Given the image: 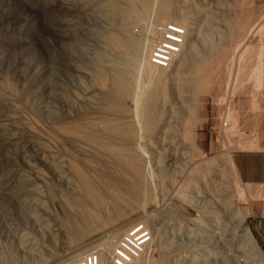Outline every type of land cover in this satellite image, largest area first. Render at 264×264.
<instances>
[{"label":"rangeland","instance_id":"1","mask_svg":"<svg viewBox=\"0 0 264 264\" xmlns=\"http://www.w3.org/2000/svg\"><path fill=\"white\" fill-rule=\"evenodd\" d=\"M241 1L0 0V264H60L138 221L152 234L138 264H257L232 210L255 240L264 187L239 174L264 153V27L230 58L247 33L238 16L264 17V0ZM168 22L188 31L183 53L166 70L140 65L129 41ZM215 57L233 69L227 95L225 68L196 92L193 67ZM122 70L130 88L114 97ZM228 158L251 194L233 196Z\"/></svg>","mask_w":264,"mask_h":264},{"label":"bare ground","instance_id":"2","mask_svg":"<svg viewBox=\"0 0 264 264\" xmlns=\"http://www.w3.org/2000/svg\"><path fill=\"white\" fill-rule=\"evenodd\" d=\"M238 1V0H237ZM240 1V0H239ZM243 1V0H242ZM242 1H241V3H242ZM240 3V6L242 5ZM238 6H239V4H238ZM245 6V5H244ZM166 8H167V5H166V3L165 2H163L162 4H161V13H163L162 15L163 16H165L164 15V13H165V10H166ZM247 10V9H246ZM242 12L243 11H241V13L240 14H242ZM244 12H245V10H244ZM248 12V11H247ZM160 14V13H159ZM158 14V15H159ZM162 15H159V16H161V18L163 17ZM239 15V14H238ZM237 15V16H238ZM241 16H243V15H241ZM239 18H241L240 20H236V23H237V25L239 26V27H246L245 29H247L246 31H247V33H245V32H243V31H241V33H245L244 34V37H243V39H241L242 40V42L240 43V40H238V43H239V45H237L235 48H237V49H235L234 50V54H233V58L231 59L230 58V61L231 60H233L234 59V57H235V59H236V57H237V60L239 59V57L241 56V48H242V46L243 47H245V44L248 42V40H249V37H253V36H255L257 33H258V31L260 30V28H263L264 27V25H262V24H264V20L262 21V19L264 18V17H261V18H258V19H253V18H249V17H247L246 19H244V17L245 16H243V17H240V15L238 16ZM159 19V20H162V19ZM233 18V17H232ZM235 19V18H234ZM163 21V20H162ZM159 22V21H158ZM166 22V21H165ZM227 22V21H226ZM235 25H236V23H235V21L233 22ZM232 23V24H233ZM221 24V23H220ZM231 24V23H230ZM234 25V27H236ZM185 26V25H184ZM237 26V27H238ZM150 27V26H149ZM236 27V28H237ZM185 28V27H184ZM229 28V27H228ZM149 29V28H148ZM151 29H152V27H151ZM154 29V28H153ZM225 29V28H224ZM150 30V29H149ZM149 30H147V31H149ZM261 30H263V29H261ZM260 30V31H261ZM234 31V30H233ZM260 31H259V33H260ZM152 32H154L153 30L152 31H150V33H151V35H150V33L148 34V32H146L147 33V35L149 36H154L155 34L154 33H152ZM215 32V31H214ZM223 32V31H222ZM238 33H240V32H238ZM262 33V32H261ZM264 34V33H263ZM241 36H243L242 34H240ZM259 35V34H258ZM149 36V37H150ZM202 36V35H201ZM223 36V35H222ZM152 37H151V41H149V40H147V42L145 43H143L142 44V46H141V44L139 45V43L140 42H135V40H130L129 41V44L131 45V47H130V50H131V52L133 53V59L135 58V60L136 61H138L137 60V58H140V60H139V62H140V65H142L143 63H145V61H146V63L149 65V66H151L150 65V63H149V60H148V58H149V46L152 44ZM186 37V41H187V35L185 36ZM224 37V36H223ZM111 38V37H110ZM113 38V37H112ZM237 38H238V35H237ZM236 38V39H237ZM239 38H241V37H239ZM254 38V37H253ZM145 39V38H144ZM204 39V38H203ZM202 39V41H205V40H203ZM112 40V39H111ZM119 40V39H118ZM118 40H116L115 39V42L116 43H118V44H120L121 45V43H120V41H118ZM207 40V39H206ZM225 40V39H224ZM137 41H139V40H137ZM141 41V40H140ZM144 41V40H143ZM185 41V46H187L186 45V42ZM112 42V41H111ZM204 43V42H203ZM207 43H208V41H207ZM207 43H204V44H207ZM238 43H236V44H238ZM257 43V42H256ZM112 44V43H111ZM218 44V43H217ZM248 44H250V43H247V45ZM117 45V44H116ZM119 46V45H118ZM211 46H214V45H212V43H211ZM261 46V45H260ZM116 47V46H115ZM211 48V47H210ZM239 48V49H238ZM118 49V48H117ZM214 49V48H213ZM226 49V48H225ZM227 49H230V48H227ZM226 49V50H227ZM242 49H244V48H242ZM246 49V48H245ZM244 49V50H245ZM262 49V48H261ZM210 51H212L211 49H209ZM219 50V54L220 55H222V53L225 51V50H222V48L221 49H218ZM221 50V51H220ZM231 50V49H230ZM187 50H185V52H186ZM195 51V50H194ZM231 51H233V50H231ZM243 51V50H242ZM188 52V51H187ZM222 52V53H221ZM227 52H230V51H228L227 50ZM209 53V52H208ZM231 53V52H230ZM201 54V53H200ZM216 54V53H215ZM224 54V53H223ZM226 54V53H225ZM243 54V53H242ZM198 55V54H197ZM212 55H213V53H212ZM219 55V56H220ZM258 55H260V53H258ZM210 56V55H209ZM208 56V57H209ZM254 56H256V55H254ZM212 57V56H211ZM225 57V56H224ZM223 57V58H224ZM132 58H131V60H132ZM195 58V57H194ZM202 58H204V57H202ZM202 58L200 59L199 58V60H202ZM217 58V59H216ZM244 58V57H243ZM146 59V60H145ZM215 59L216 60H210V62H208L207 61V59H206V61H199V62H197V63H199V64H196L195 65V67H193L194 68V74H195V78H196V85H195V88H196V92H199V91H205V90H208L209 89V87H210V85H211V82H212V80H211V75H214L215 73H218L219 75H220V70H222V71H224L223 69L225 68V69H228V68H226V62L227 61H225L226 59L224 58V61H223V59H222V57L220 58H218V57H215ZM131 60H130V64H132L133 65V63H135V60L133 61V63L131 62ZM205 60V59H204ZM246 60V59H245ZM215 61V62H214ZM234 61V60H233ZM211 62H214V63H211ZM223 62H225V64L223 63ZM234 62H236V61H234ZM230 63V62H229ZM241 63H242V61H241ZM192 64V63H191ZM230 64H232V67H233V63H230ZM257 64H258V62H257ZM194 65V64H193ZM192 65V66H193ZM236 65V64H235ZM234 65V66H235ZM247 65V64H246ZM127 66V65H126ZM125 66V67H126ZM230 66V65H229ZM240 66H241V64H240ZM255 66V65H254ZM259 66H260V63H259ZM259 66H257L256 65V67H255V69H254V71H253V79L254 78H256L258 81L260 80H262L261 78L260 79H258L259 77H262V75H260V68L262 67H259ZM124 67V68H125ZM222 67V68H221ZM247 67H248V65H247ZM123 68V69H124ZM155 68V67H154ZM190 69V68H189ZM231 69V68H230ZM228 69L229 70V74H226V75H228V79H226L227 81L225 82V84H223V80L222 81H220V82H218V85H219V87H222L223 85H224V88H225V92H224V94H228V90L231 88V85H230V79H229V77L231 78V72H232V70L233 69ZM262 69H263V67H262ZM127 70V69H126ZM193 70V69H192ZM238 70H240V69H238ZM247 70V69H246ZM242 71V70H241ZM244 71V70H243ZM243 71H242V73H243ZM249 71V70H248ZM251 71V70H250ZM238 72V71H237ZM126 73V71H124V70H122V71H120V73H118L117 75H115V80H116V82L115 81H113V82H115V85H114V87H115V90H114V93H116V95H114V97H116V96H118V97H121V96H119L118 94H121V95H123L124 93H126L127 92V90L130 88V85H129V83H127L126 82V80H125V74ZM226 73H228V72H226ZM193 74V73H192ZM218 74H216V76H219ZM225 74V73H224ZM235 74H237V73H235ZM244 74V73H243ZM248 74H250V73H248ZM262 74V73H261ZM233 75V74H232ZM221 76H223V74L221 75ZM220 76V77H221ZM235 77H236V75H234ZM264 76V75H263ZM214 77V76H213ZM234 77V78H235ZM227 78V77H226ZM239 78H240V76H239ZM262 78H264V77H262ZM111 79H113L112 78V76H111ZM233 80V79H232ZM236 80H237V78H236ZM249 80V79H248ZM255 80V79H254ZM190 81V80H189ZM234 81H235V79H234ZM257 81V82H258ZM188 82V81H187ZM215 82V81H214ZM237 82V81H236ZM247 83H248V81H246ZM231 83H232V81H231ZM254 83H256V82H254ZM259 83V82H258ZM257 83V84H258ZM261 83V82H260ZM234 84V83H233ZM188 85V84H187ZM221 85V86H220ZM229 85H230V88H229ZM239 84H237V86H238ZM113 86V85H112ZM233 86V85H232ZM234 87H236V84H235V86ZM256 88H258L257 86H255ZM217 88V87H216ZM112 90H113V88H112ZM232 90H234V88L232 87ZM232 90H231V92H232ZM235 90H236V88H235ZM243 90V89H242ZM246 90V89H245ZM257 90V89H256ZM255 91V90H254ZM113 92V91H112ZM234 92V91H233ZM232 92V93H233ZM238 92V91H237ZM113 93V94H114ZM112 94V95H113ZM230 94V93H229ZM229 96V95H228ZM118 97H117V99H118ZM227 97V96H226ZM231 97V96H230ZM112 98V97H111ZM150 98V97H149ZM224 98H225V95H224ZM120 99V98H119ZM223 99V98H222ZM226 99V98H225ZM144 100H146V101H148L149 99H144ZM145 101V102H146ZM217 101V100H216ZM226 101V100H225ZM111 102V101H110ZM119 102V101H118ZM149 102V101H148ZM222 102V101H221ZM112 103V102H111ZM115 103V102H114ZM114 103H113V105H114ZM147 103V102H146ZM149 104V103H148ZM220 104V103H219ZM139 105V104H138ZM147 105V104H146ZM238 106V105H237ZM145 107V106H144ZM118 108V107H117ZM239 108V107H238ZM242 108V107H241ZM136 109H137V106H136ZM146 109V108H145ZM138 111V110H137ZM229 112V111H228ZM232 113V112H231ZM233 115V114H232ZM237 116V115H236ZM227 117H228V113H227ZM238 119V118H237ZM222 120V119H221ZM227 121V120H226ZM233 121V120H232ZM231 122V121H230ZM238 123V122H237ZM121 124V123H120ZM193 124H194V122H193V120L192 119H188V120H186L185 121V129H184V133L186 134V136H189V135H191V127H193ZM225 124L227 125V123L225 122ZM126 126H128L127 124H125ZM195 125V124H194ZM226 125H225V127H226ZM118 126V125H117ZM117 126H114V129L112 128V127H108L107 126V128H109V129H107L108 131H111V132H116L117 131V133H119L118 131L119 130H117V129H119ZM124 126V125H123ZM220 127V126H219ZM234 127H236V126H233V128ZM123 128H120V130H122ZM125 130V135H127L128 137H129V135H131V129H129V128H124L122 131H124ZM226 130V129H225ZM228 130H230V129H228ZM222 131V130H221ZM234 131V130H233ZM224 132V131H223ZM231 132V131H230ZM232 133V132H231ZM123 135H124V133H122ZM229 134V133H228ZM233 134V133H232ZM248 135V134H247ZM235 136V135H234ZM257 136V135H256ZM255 136V137H256ZM248 137V136H247ZM254 137V136H253ZM242 139V138H241ZM233 142V141H232ZM254 143V142H253ZM234 145V144H233ZM252 145V144H251ZM253 148V147H252ZM235 150V149H234ZM122 153V152H121ZM127 154V153H126ZM114 156L116 157V159H118V153H114ZM122 157H123V161L122 162H120V163H123V164H125V166H127L128 168H131L132 170L131 171H133L134 172V174H135V166L136 165H138V162L135 160V159H133V158H130V157H127L124 153H122ZM227 165L228 166H230V168H231V173H229V174H231V176L228 174V181L230 182V184H231V189H233V191H232V193H233V196H237L238 198H239V196H241V195H243V193L244 192H246V193H252V190L250 189V188H248L249 190H247V188H246V191L244 190V189H242L241 187L239 188V186H241L239 183V180H238V173L236 172V169H235V167H234V165H233V163H232V160L230 159V158H228V162H227ZM124 166V165H123ZM127 167H125V168H127ZM127 168V169H128ZM137 168V167H136ZM137 170V169H136ZM226 170H228V167L226 168ZM138 176V175H137ZM85 187V186H84ZM258 189H255L254 190V188H253V191L254 192H258L257 191ZM263 190V189H262ZM137 193V192H136ZM249 193H248V195H249ZM259 193V192H258ZM257 194V193H256ZM260 194V193H259ZM232 195V194H231ZM232 196V197H233ZM257 196H258V194H257ZM143 197V196H142ZM261 197V196H260ZM235 199V198H234ZM244 199V198H243ZM236 201V200H235ZM121 211V210H120ZM234 211V212H233ZM236 211V212H235ZM232 212H233V215L236 217V223H237V228L239 229V234H240V238H241V240L243 241V243H244V246L246 247L245 249H246V251L253 257V259L254 260H256L257 261V264H264V258H263V256H262V252L260 251V249L258 248V246H257V244H256V242H255V240H254V238L252 237V235H251V233H250V231L248 230V228H247V225H246V223H245V217H246V215H247V213H245V212H243V210H241V209H236V210H232ZM123 215V214H122ZM95 216H96V214H95ZM124 216V215H123ZM232 216V215H231ZM91 217V216H90ZM122 217V216H121ZM235 217H234V219H235ZM116 219V218H115ZM121 219V218H120ZM119 219V220H120ZM118 220V221H119ZM117 221V222H118ZM86 222V221H85ZM112 225H113V222H112ZM71 228V227H70ZM234 228V227H233ZM86 236V235H85ZM73 237V236H72ZM80 240V239H79ZM76 243V242H75ZM103 244H104V242H103ZM149 245V244H148ZM148 245H146V248H145V252L147 251V249H148ZM108 248H110L109 246H108ZM86 251H88V249L87 250H85L84 252H82L81 254H79L78 256H75V258H77V257H80V256H82ZM145 256V255H144ZM143 256V257H144ZM142 257V259H144ZM75 258H72V259H75ZM141 261V260H140ZM139 261V262H140ZM142 263V262H141ZM138 264V263H137ZM140 264V263H139Z\"/></svg>","mask_w":264,"mask_h":264},{"label":"built area","instance_id":"3","mask_svg":"<svg viewBox=\"0 0 264 264\" xmlns=\"http://www.w3.org/2000/svg\"><path fill=\"white\" fill-rule=\"evenodd\" d=\"M187 32L184 27L174 22L157 25L154 30L155 37L149 47L150 65L168 69L183 53ZM222 125L225 126V122ZM103 237L104 240H96L82 256L64 260L60 264H137L144 256L152 234L142 221H138L125 230Z\"/></svg>","mask_w":264,"mask_h":264},{"label":"crops","instance_id":"4","mask_svg":"<svg viewBox=\"0 0 264 264\" xmlns=\"http://www.w3.org/2000/svg\"><path fill=\"white\" fill-rule=\"evenodd\" d=\"M247 156L250 161L239 174L241 180L264 187V153L248 154ZM259 211L260 215L254 220L253 233L257 244L264 252V210Z\"/></svg>","mask_w":264,"mask_h":264}]
</instances>
